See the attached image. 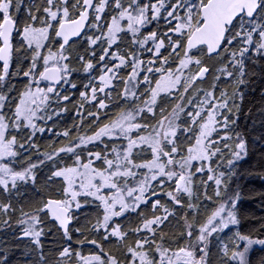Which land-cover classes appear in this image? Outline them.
Segmentation results:
<instances>
[{
	"label": "snow or ice",
	"instance_id": "1",
	"mask_svg": "<svg viewBox=\"0 0 264 264\" xmlns=\"http://www.w3.org/2000/svg\"><path fill=\"white\" fill-rule=\"evenodd\" d=\"M257 178L264 0H0V264H253Z\"/></svg>",
	"mask_w": 264,
	"mask_h": 264
},
{
	"label": "trees",
	"instance_id": "2",
	"mask_svg": "<svg viewBox=\"0 0 264 264\" xmlns=\"http://www.w3.org/2000/svg\"><path fill=\"white\" fill-rule=\"evenodd\" d=\"M258 98V95H257ZM244 122L243 116H241V123ZM245 185V193H250L253 189L260 191L264 190V182L260 179H250L244 182ZM242 212L244 214H254L256 217L264 216V207L260 206V198L256 197L255 199L245 200L242 205ZM249 223H256V221L244 220V226L246 227ZM261 256H264V252L257 250L253 253L252 259L253 264L257 261Z\"/></svg>",
	"mask_w": 264,
	"mask_h": 264
}]
</instances>
